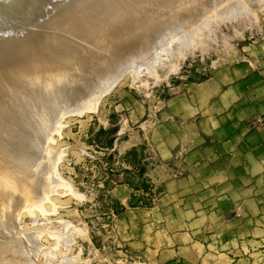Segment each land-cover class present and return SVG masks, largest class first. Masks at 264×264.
I'll return each mask as SVG.
<instances>
[{
    "label": "rangeland",
    "instance_id": "rangeland-1",
    "mask_svg": "<svg viewBox=\"0 0 264 264\" xmlns=\"http://www.w3.org/2000/svg\"><path fill=\"white\" fill-rule=\"evenodd\" d=\"M161 1L127 0L128 6H118L142 12L114 17L101 28L98 40L86 33L76 39L67 34L77 45L61 54L55 43L41 50V45L21 37L25 30H46L43 24L52 0L26 3L0 18V109L9 114L7 120L0 111V119L7 122L5 135L0 128V149L8 150H0V264H154L157 249L163 250L164 264H181L191 241L197 249L210 243L211 249L240 250L238 264H264V240L248 236L252 229L257 231L253 219L264 221V209L254 208L251 201L239 202L251 194L242 185L251 184V177L196 158L198 152H191L188 141L197 130L181 128L172 113L187 103L177 98L179 94L213 73L221 77L227 66L249 61L253 67H264V0H241L233 9L230 3L237 0ZM237 7L241 10H234ZM198 13L209 27L201 30L202 18L195 25L199 29L191 24L197 35L202 32L192 45L173 39L168 44L169 34H164L165 43L157 40L164 37L166 21ZM155 30L161 37L153 36ZM152 36L156 53L164 47L157 43L172 49L157 53L163 59L155 63L156 71L147 72L142 65L134 75L138 60L130 59L133 68L128 62L122 69L134 46L130 41L139 39L143 49V41ZM33 50L40 55L37 60ZM95 76L101 81L86 86ZM108 76L107 84L99 83ZM41 95L49 100H36ZM30 96L36 100L33 104ZM249 99L244 96V105ZM42 121L48 125L46 133L38 130ZM13 128L25 133L29 129L30 144L26 137L11 141ZM17 177L25 185L21 190L9 188ZM220 179L229 199L205 192L207 184ZM49 182L47 195L41 193Z\"/></svg>",
    "mask_w": 264,
    "mask_h": 264
},
{
    "label": "crops",
    "instance_id": "crops-1",
    "mask_svg": "<svg viewBox=\"0 0 264 264\" xmlns=\"http://www.w3.org/2000/svg\"><path fill=\"white\" fill-rule=\"evenodd\" d=\"M252 59L255 60L254 57ZM250 62L238 63L230 68L227 66L221 77V73H213L191 85L177 96L187 103L176 107L172 113L173 117L177 116L181 128L197 130V135H192L193 139L188 141L192 145L191 152H198L196 158L219 162L222 171H235L244 176L247 173L251 184L242 185L244 191L250 190L251 194L239 202L251 201L254 208L264 209V67H253ZM220 95L224 97L220 99ZM245 95L252 97L246 105L243 103ZM211 97L212 100L209 99ZM190 154L187 153L188 156ZM222 183L220 179L218 183L207 184L205 192H219L215 193L217 198L223 199L221 195H224L229 199V191L221 189ZM252 228L257 231L254 234L252 229L248 233L249 239L264 240L263 219H253ZM209 244L197 249L191 241L187 255L180 258V263L202 264L203 260V264H229L234 260V264H238L243 255L240 250H227L221 246L214 245L216 248L211 249L207 247ZM162 252L157 249L154 264H164V259L160 258ZM225 259L229 261L224 262Z\"/></svg>",
    "mask_w": 264,
    "mask_h": 264
},
{
    "label": "bare ground",
    "instance_id": "bare-ground-1",
    "mask_svg": "<svg viewBox=\"0 0 264 264\" xmlns=\"http://www.w3.org/2000/svg\"><path fill=\"white\" fill-rule=\"evenodd\" d=\"M42 1H46V0H0V18L1 17H3L4 15L6 16V15H12L14 12H17L18 10H20V8H22L23 6H25V4L26 3H30V2H35V3H38V2H42ZM127 1V0H126ZM126 1H124V0H52V3H50V5L48 6L49 7V9H48V12H47V14H49V16H47V18H46V21L44 22V24H43V26L44 27H46V30H44V31H42V30H35V31H32L31 29H30V31H27L26 32V30H25V32H24V35H22L21 37H23V38H27V39H30L31 41H33V45L34 46H38V44L39 45H41V50H42V46H44V45H46V44H52V43H55L54 45H56L57 46V48H59L58 50V54H61L62 53V51L63 50H70L71 48H72V46L73 45H77V43L75 44V40H73V39H71L70 37H68L67 36V34H72V36H74L75 38L74 39H76V37H78V38H80L81 36H83L84 35V33H86L87 34V36H89L90 35V37H95L96 38V36L100 33V31H101V28L103 27V28H106V27H108V23H111L112 21H113V19H115L114 17H117V16H122V17H125L124 15H126V16H134L135 14H136V12L137 13H139V12H142V9H138L139 10V12L138 11H131L132 9L131 8H129L128 10H125L124 8H122V7H119L118 5H125V6H128L126 3ZM161 1V0H160ZM169 1H171V0H169ZM174 1V0H173ZM173 1H171V3H173ZM240 2L241 0H237L235 3H230V5L231 4H233V5H231L230 6V8H234V5H235V7H236V5H237V2ZM129 2V1H128ZM161 2H163V0L161 1ZM166 2V1H165ZM168 2V1H167ZM166 2V3H167ZM238 2V3H239ZM242 2V1H241ZM240 2V3H241ZM132 3V2H131ZM138 3V2H137ZM164 3V2H163ZM66 4V5H65ZM130 4V3H129ZM169 4V3H168ZM229 5V4H228ZM239 5V7H240V4H238ZM237 5V6H238ZM242 5V4H241ZM111 6H114V9H111ZM142 6V5H141ZM243 6V5H242ZM242 6H241V8H242ZM47 7V8H48ZM239 7H237V9L235 8L234 10H241V8H239ZM116 8V9H115ZM142 8V7H141ZM144 8V7H143ZM147 8V7H146ZM111 9V10H110ZM133 10H135V9H133ZM137 10V9H136ZM148 10V9H147ZM222 10H223V8H222ZM224 10H225V7H224ZM223 10V11H224ZM226 10H228L229 11V8H228V6H227V8H226ZM196 11V10H195ZM197 11H199V10H197ZM230 11H231V9H230ZM225 12H227V11H225ZM135 13V14H134ZM204 13V12H203ZM206 13V12H205ZM145 14V13H144ZM181 14V13H180ZM148 15V14H147ZM205 15V14H204ZM199 16V13L196 15V14H184L183 16H179V17H175L174 19H171V20H168V21H166L165 22V24H166V26H165V28H164V30L166 31H162L163 32V34L162 33H158L156 30L153 32V36H156V38H157V35L158 34H162V36L165 34V35H167V34H169V38L167 37V36H165L164 35V37H161L160 35H158V36H160V37H158V38H160V39H157V40H159V41H162L163 39V41H164V43L166 42L165 40H167V39H170L171 37V39H170V41H168V42H166V43H168L169 44V42H172L173 40H175V41H173V42H176V43H180V44H183L182 46H189V45H192V42H193V40L194 39H196V38H199L200 37V34L202 33H200V31L202 30H204V29H207V28H205V27H203V26H206L207 24H208V22H206L205 24H204V18L203 17H201L202 18V22H203V24L200 22V23H198L199 25H202V29L199 31V36L197 35V30H196V32H195V30H193V29H195L196 27H198V26H195V25H197L196 24V22H199L200 21V19L201 18H199L198 17ZM218 16V15H217ZM230 16V15H229ZM154 17V16H153ZM223 17V16H222ZM156 18V17H155ZM155 18H153V19H155ZM199 18V20H197L196 21V19H198ZM221 18V17H220ZM224 18V17H223ZM117 19H119V17L117 18ZM215 19H216V17H215ZM38 20V19H37ZM18 21V20H17ZM135 21V20H134ZM150 21V20H149ZM209 21V20H208ZM19 22V21H18ZM41 22V21H40ZM116 22V21H115ZM114 22V23H115ZM141 22V21H140ZM195 22V24L193 25L195 28H193L192 26H191V24H193ZM38 24V23H37ZM37 24H36V26H35V28L37 27ZM41 24V23H40ZM147 24V23H146ZM164 24V23H163ZM137 25H138V23H137ZM143 25V24H142ZM141 25V27H143ZM27 26V25H26ZM126 26V25H125ZM125 26L123 27V28H125ZM140 26V25H139ZM155 26V25H154ZM161 26V25H160ZM191 26V28H189ZM28 27V26H27ZM74 27V28H73ZM128 27V26H127ZM164 27V26H163ZM200 27V26H199ZM206 27H209L208 25L206 26ZM30 28V27H29ZM29 28H28V30H29ZM34 28V27H33ZM40 28V27H39ZM71 28H73V29H71ZM138 28H140V27H138ZM155 28V27H154ZM128 29H132V28H129L128 27ZM135 29H137L136 27H135ZM153 29V28H152ZM196 29H199V28H196ZM20 30V29H19ZM177 30V31H176ZM12 31V30H11ZM15 31V30H14ZM168 31V32H167ZM18 32H20V31H18ZM157 32V33H156ZM170 32V33H169ZM8 34V33H7ZM20 34V33H19ZM85 34V35H86ZM157 34V35H156ZM117 35V34H116ZM171 35V36H170ZM1 36V35H0ZM152 36V37H153ZM92 37V38H93ZM166 37H167V39H166ZM111 38H113L112 36H111ZM151 38V37H150ZM163 38V39H162ZM0 39H1V37H0ZM3 39V38H2ZM89 39V38H88ZM97 39V38H96ZM109 39V38H108ZM153 39H154V42H156L157 40H155V37H153L152 38V40L150 41V40H147V42L148 41H150L151 43H147V42H145V41H143V43H145V47L143 48V49H139V45L140 44H138L139 43V39H135V37L130 41L131 43V46H132V44L134 45L132 48H130V49H128L129 50V52H128V54H127V61L125 62V63H122V65H121V68H122V66L123 65H128L127 63L131 60H133L134 62L136 61V60H138L139 61V59H145L143 62H140V63H138V61L137 62H135V63H137L136 65H137V67L139 68V71H138V68L137 69H135L134 70V75H139L138 73H140V68L142 67V65L146 68V71L148 72L150 69L153 71V72H155L156 71V68L154 67V66H156L155 65V63H157V62H159L160 60H162V59H160L161 57H159V56H157V55H159L160 54V52H162V50H163V48H164V51H165V49H167L168 48V46L167 45H165L164 43H160V44H158L157 43V45H159V46H164V47H162V48H158L157 47V45H156V47H157V50L159 49V50H161L160 52H158L157 51V53H159V54H157L155 51H156V49H155V47L154 46H152V42H153ZM173 39V40H172ZM98 40V39H97ZM100 40V39H99ZM115 40V39H114ZM7 41H9V39L7 40ZM21 41V40H20ZM26 41V40H25ZM30 41V42H31ZM79 41V40H78ZM92 41V40H91ZM90 42V41H89ZM95 42V41H94ZM96 43V42H95ZM125 43V42H124ZM123 43V44H124ZM141 43V42H140ZM98 44V43H97ZM102 43L100 42V45H101ZM162 44H164V45H162ZM185 44V45H184ZM170 45H171V43H170ZM49 46V45H48ZM130 46V47H131ZM185 46V47H186ZM153 47V50H150V48H152ZM178 47H179V45H178ZM55 48V47H54ZM82 48V47H81ZM172 48V47H171ZM179 48H181V46L179 47ZM178 48V49H179ZM183 48V47H182ZM15 49V48H14ZM36 49V48H35ZM78 49V48H77ZM99 49H101V48H99ZM155 49V50H154ZM170 51L172 50V49H170V48H168ZM167 49V50H168ZM185 49V48H184ZM18 50V49H17ZM19 50H21V49H19ZM27 50V49H26ZM55 50H56V48H55ZM167 50H166V52H167ZM168 50V51H169ZM88 51V50H87ZM152 52V51H154L151 55L152 56H148V55H150L149 54V52ZM162 52V53H165V52ZM181 51V50H180ZM21 52H23V50L21 51ZM20 52V53H21ZM26 52V51H25ZM33 52H35L34 50H33ZM114 52V51H113ZM141 53V55L139 56V54ZM3 53V52H2ZM2 53H1V55H2ZM19 53V54H20ZM36 53V60H37V56L39 57L40 55H37V51L35 52ZM125 53V52H124ZM139 53V54H138ZM172 53V52H171ZM57 54V55H58ZM69 54H71V53H69ZM110 54V53H109ZM118 54V53H117ZM170 54V53H169ZM94 55V54H93ZM7 56V58H8V55H6ZM27 56V55H26ZM65 56V55H64ZM70 56V55H69ZM107 56V55H106ZM170 56H171V54H170ZM3 57V56H2ZM22 57H23V55H22ZM28 57V56H27ZM26 57V58H27ZM76 57V56H75ZM125 57V56H124ZM135 58V60H134V58ZM73 58H74V56H73ZM93 58H94V56H93ZM9 59V58H8ZM45 59V58H44ZM43 59V60H44ZM108 59V58H107ZM130 59V60H129ZM165 59V58H164ZM14 60V59H13ZM26 60V59H25ZM42 60V59H41ZM42 60V61H43ZM58 60V59H57ZM68 60V59H67ZM89 60V59H88ZM2 61V60H1ZM55 61V60H54ZM60 61V60H59ZM110 61L111 62H116V59L114 60V59H110ZM133 61H132V63H133ZM3 62V61H2ZM4 62H5V60H4ZM3 62V63H4ZM70 62V61H69ZM102 62V61H101ZM121 62V61H120ZM10 63V62H9ZM103 63V62H102ZM131 62H129V64L131 65L132 64ZM77 64V63H76ZM104 64V63H103ZM106 64H107V62H106ZM39 65V64H38ZM129 65V66H130ZM40 66V65H39ZM42 66V65H41ZM107 66V65H106ZM128 66V67H129ZM134 66V65H133ZM141 66V67H140ZM13 67V66H12ZM16 68V67H15ZM26 68V67H25ZM28 68V67H27ZM74 68V67H73ZM125 68V67H124ZM131 68H133L132 67V65H131ZM135 68V67H134ZM155 68V69H154ZM38 69V68H37ZM39 69H41V68H39ZM38 69V70H39ZM48 69H50V68H48ZM52 69V68H51ZM83 69V68H82ZM123 69V68H122ZM122 69H120V70H122ZM23 70V69H22ZM133 70V69H132ZM74 71V70H73ZM5 72V71H4ZM62 72V71H61ZM133 72V71H132ZM149 72H151V71H149ZM153 72H151V73H153ZM28 73V72H27ZM70 73H72V72H70ZM74 73V72H73ZM17 74V73H16ZM40 74V73H39ZM77 74V73H76ZM113 74H111V75H109V76H112ZM132 75V74H131ZM134 75H133V78H136V77H134ZM22 76V75H21ZM21 76H19V79H20V77ZM26 76V75H25ZM66 76H67V74H66ZM109 76H108V78L106 79V81L105 80H102V82H99V83H103V85H104V83L105 84H107V81L109 82L111 79H109ZM115 76V75H114ZM18 77V76H17ZM39 77V76H38ZM59 77H60V75H59ZM58 77V78H59ZM63 77V76H62ZM10 78H12V77H10ZM49 78H50V75H49ZM66 78V77H65ZM73 78V77H72ZM110 78H112V77H110ZM114 78V77H113ZM56 79V78H55ZM59 79H61V78H59ZM109 79V80H108ZM37 80V79H36ZM38 80H39V78H38ZM21 81H23V80H21ZM52 81H54V80H52ZM66 81V80H65ZM98 81H101V80H99L98 79V77H92L87 83H86V86H88L89 84H94V85H97L98 83ZM31 83V82H30ZM83 83V82H82ZM38 84V83H37ZM57 84H58V82H57ZM84 84V83H83ZM83 84H82V86H83ZM41 85V84H40ZM31 86V85H30ZM63 87H64V85H63ZM14 89V88H13ZM66 91V90H65ZM88 92H89V89H88ZM46 96V95H45ZM44 96V97H45ZM31 97V96H30ZM44 97H42V95L41 96H38L37 98H36V100L37 99H39V101H43V102H47V100H49V96L47 97L48 99L47 100H45V98ZM34 98V97H33ZM32 97L31 98H29V99H31V103L33 104V102L34 101H36L35 99H33ZM44 98V99H43ZM8 99H9V97H8ZM28 99V100H29ZM9 101H10V99H9ZM30 101V100H29ZM29 101H27V102H29ZM23 105V104H22ZM12 107V106H11ZM1 108V107H0ZM6 108V107H5ZM12 108H14V107H12ZM11 108V109H12ZM16 109V108H15ZM13 111H14V109H12ZM0 111L2 112L3 111V107H2V109H0ZM4 111L5 112H7L5 109H4ZM15 112V111H14ZM44 108L42 107L41 108V116H40V114L38 113V115L40 116V118L41 119H43L44 118ZM12 114V113H11ZM17 114V113H16ZM5 115V116H4ZM7 115H9V114H7V113H3L2 112V114H1V117L2 118H5L6 117V119L8 118L7 117ZM12 119V118H11ZM11 119H9V120H11ZM8 120V119H7ZM1 121H2V123H1ZM6 121V120H5ZM4 121V119H0V124L2 125L3 124V126L2 127H0L1 129H3V128H5L6 127V124H7V122H5ZM4 122L6 123L5 125H4ZM9 122V121H8ZM12 122H13V119H12ZM17 122V121H16ZM16 122H14L15 124H16ZM19 122V121H18ZM17 122V123H18ZM21 124V123H20ZM17 125V124H16ZM5 126V127H4ZM10 126H13V125H9V127ZM18 127H19V124L17 125ZM16 126V127H17ZM14 127V126H13ZM8 128V127H7ZM20 128H22V130H23V127H21L20 126ZM9 129H11V128H9ZM18 129V128H17ZM17 129H15V130H17ZM26 129V128H25ZM48 129V125H47V123L46 122H43L42 121V123H41V126H39V128H38V130L41 132V133H46V130ZM4 130V129H3ZM14 130V128L10 131V135L12 136H10L11 138V141L13 140L12 138L14 137V139H16V137L18 138H25V143L27 142V145H29L30 143V140L28 139V137H29V134H31V133H29L28 134V131H29V129H28V131L25 133L24 131H22L21 129H18V130H21L22 132H19L18 130L17 131H13ZM27 130V129H26ZM37 130V131H38ZM2 131V130H1ZM6 131V129L4 130V132ZM38 131V132H39ZM2 133V132H1ZM7 132H5L4 133V135L6 134ZM20 133H22V134H20ZM24 133H25V135H24ZM28 134V135H27ZM1 136L2 135H0V139H2L1 138ZM7 136V135H6ZM9 136V135H8ZM3 137V136H2ZM5 137V136H4ZM20 138V139H21ZM29 142H28V141ZM2 141V140H1ZM5 141V140H4ZM3 141V142H4ZM1 143V142H0ZM6 143V142H5ZM29 143V144H28ZM7 145V144H6ZM6 145H4V146H6ZM9 145V147H11L10 146V144H8ZM15 145V144H14ZM25 145V144H24ZM7 147V146H6ZM8 147V148H9ZM23 148V147H22ZM27 148V147H26ZM1 149H3V146H2V148ZM0 149V150H1ZM5 150V147H4V149H3V151ZM8 152V150L6 149L5 150V152ZM22 151V150H21ZM25 151V150H24ZM38 151V150H37ZM10 152H12V151H10ZM4 153V152H3ZM2 153V154H3ZM35 153V152H34ZM5 154V153H4ZM23 154V153H22ZM6 155V154H5ZM8 155H9V153H8ZM27 159H29V158H27ZM43 160V159H42ZM20 162V161H19ZM39 164H40V162H39ZM44 166V165H43ZM40 168V167H39ZM49 174V173H48ZM2 177V176H1ZM47 178H50V177H48V175L46 176ZM26 178V177H25ZM45 178V177H44ZM23 179V178H22ZM25 180V179H24ZM47 180V179H46ZM10 181H12V184H10L9 185V188H11V186L13 185V187L15 188V187H17L16 189H14V190H17V189H20L21 190V187H22V185L23 186H25L24 185V183H23V180H21V178H12ZM8 183V182H7ZM14 183V184H13ZM15 185V186H14ZM51 187H52V184H51V182H49L48 184L46 183V185H45V188L42 190V192L41 193H46V192H48L50 189H51ZM25 191V190H24ZM16 193V192H15ZM35 193V192H34ZM32 194V193H31ZM17 195V194H16ZM46 195H47V193H46ZM1 196V195H0ZM45 196V195H44ZM1 197H3V196H1ZM18 197V196H17ZM10 199V198H9ZM14 199V198H13ZM44 199V198H43ZM11 200V199H10ZM15 200V199H14ZM1 201V200H0ZM11 202V201H10ZM27 203H29L28 201H27ZM8 206H9V203L7 204ZM10 205H11V203H10ZM11 207V206H10ZM10 207H8V208H10ZM10 210V209H9ZM12 210V209H11ZM4 211V210H3ZM10 212V211H9ZM13 212V211H12ZM7 214V213H6ZM13 214V213H12ZM10 216V215H9ZM12 217V216H11ZM7 220H9V219H7ZM10 221V220H9ZM3 222H5V221H3ZM8 222V221H7ZM4 224V226H5V223H3ZM8 226L7 227H9V225L10 224H7ZM6 227V226H5ZM1 240V239H0ZM1 242H2V240H1ZM0 242V243H1ZM5 243V242H4ZM1 245V244H0ZM4 246V245H3ZM1 248H2V246H1ZM5 247H3V249H4ZM2 252V251H1ZM27 255V254H26ZM30 260V259H29ZM1 263H2V261H1ZM25 263H27V262H25ZM2 264H5L4 262L2 263Z\"/></svg>",
    "mask_w": 264,
    "mask_h": 264
}]
</instances>
